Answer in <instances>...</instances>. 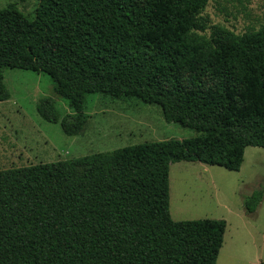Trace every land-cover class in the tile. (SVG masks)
Returning <instances> with one entry per match:
<instances>
[{
	"label": "trees",
	"instance_id": "obj_1",
	"mask_svg": "<svg viewBox=\"0 0 264 264\" xmlns=\"http://www.w3.org/2000/svg\"><path fill=\"white\" fill-rule=\"evenodd\" d=\"M207 2L37 0L32 19L14 4L0 9V100L3 69L20 68L49 76L71 111L61 116L50 96L36 111L68 136L85 128L88 94L156 105L198 133L0 169V264H216L226 221L173 220L169 168L238 171L247 146L264 148V24L206 40L195 17ZM207 50L210 90L195 67ZM262 198L253 191L245 211Z\"/></svg>",
	"mask_w": 264,
	"mask_h": 264
},
{
	"label": "rangeland",
	"instance_id": "obj_2",
	"mask_svg": "<svg viewBox=\"0 0 264 264\" xmlns=\"http://www.w3.org/2000/svg\"><path fill=\"white\" fill-rule=\"evenodd\" d=\"M9 4L29 19L35 16L37 0H0V9ZM195 22V31L206 40L211 41L216 34L240 35L264 24V0H208ZM210 60L207 50L195 64L206 90L214 87ZM2 73L9 98L0 100V169L75 159L133 144L198 134L166 122L156 105L134 98L88 94L85 128L68 136L59 123L43 120L36 111L38 100L47 96L55 99L61 116L71 111L63 99L54 96L48 75L20 68H4ZM181 78L190 89L186 70ZM235 103L243 105L239 96ZM168 181L173 220L226 221L216 264H264V148L247 146L238 171L199 161L171 163ZM253 191H261L263 198L256 210L248 213L243 202Z\"/></svg>",
	"mask_w": 264,
	"mask_h": 264
}]
</instances>
